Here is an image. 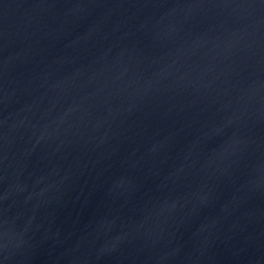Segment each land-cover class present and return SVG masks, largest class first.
<instances>
[{
    "label": "water",
    "instance_id": "95a60500",
    "mask_svg": "<svg viewBox=\"0 0 264 264\" xmlns=\"http://www.w3.org/2000/svg\"><path fill=\"white\" fill-rule=\"evenodd\" d=\"M0 264H264V0H0Z\"/></svg>",
    "mask_w": 264,
    "mask_h": 264
}]
</instances>
